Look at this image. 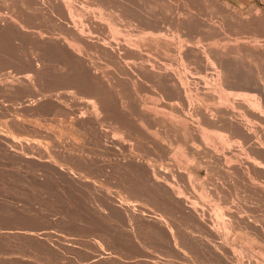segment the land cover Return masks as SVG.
<instances>
[{"label": "rangeland", "instance_id": "1", "mask_svg": "<svg viewBox=\"0 0 264 264\" xmlns=\"http://www.w3.org/2000/svg\"><path fill=\"white\" fill-rule=\"evenodd\" d=\"M37 1L0 0V264H264V159L255 146L263 133L218 114V105L204 98L223 91L217 63L227 77L264 85V0H53L51 15ZM88 88L99 91L109 113L97 117L87 109ZM42 112H49L44 119L37 116ZM257 113L264 118V108ZM36 127L47 136L38 138Z\"/></svg>", "mask_w": 264, "mask_h": 264}, {"label": "bare ground", "instance_id": "2", "mask_svg": "<svg viewBox=\"0 0 264 264\" xmlns=\"http://www.w3.org/2000/svg\"><path fill=\"white\" fill-rule=\"evenodd\" d=\"M20 1V0H19ZM52 2H53V0H38L37 1V4H38V8H39V10L41 9L42 11L43 10H45L44 12H48V11H46V10H48L50 7H52ZM123 2V1H122ZM5 3V2H4ZM68 3V2H67ZM96 3V2H95ZM18 4V3H17ZM20 4V3H19ZM151 4V3H150ZM153 4V3H152ZM28 5V4H27ZM31 5V4H30ZM15 6V5H14ZM13 6V7H14ZM25 6V5H24ZM71 6V5H70ZM70 6H68V7H70ZM17 7V6H16ZM34 7H36V6H34ZM6 8V7H5ZM9 8V7H8ZM32 8H33V6H32ZM71 8V7H70ZM70 8H69V10H70ZM6 10V9H5ZM9 10V9H8ZM12 10V9H11ZM15 10V9H14ZM29 10V9H28ZM51 10H52V8H51ZM86 10V9H85ZM17 11V10H16ZM31 11H32V9H31ZM54 11V10H53ZM68 11V10H67ZM71 11V10H70ZM28 12H30V11H28ZM76 12V11H75ZM20 13V12H19ZM19 13H18V15H19ZM35 13V12H34ZM48 13H50V11L48 12ZM54 13V12H53ZM78 13V12H77ZM132 13V12H131ZM52 13H50V15H51ZM142 14V13H141ZM1 15V14H0ZM5 15V14H4ZM11 15H13V14H11ZM17 15V16H18ZM34 15V14H33ZM57 15V14H56ZM79 15V14H78ZM82 15V14H81ZM21 16H23V15H21ZM49 16V15H48ZM53 16V15H52ZM225 16V15H224ZM5 17V16H4ZM33 17V16H32ZM79 17V16H78ZM104 17V16H103ZM53 18H54V16H53ZM84 18V17H83ZM125 18V17H124ZM229 18V17H228ZM227 18V19H228ZM38 19V18H37ZM37 19H36V21H37ZM78 19H80V18H78ZM14 20V19H13ZM35 20V19H34ZM40 20V19H39ZM51 20V19H50ZM60 20V19H59ZM83 20V19H82ZM110 20V19H109ZM33 21V20H32ZM46 21V20H45ZM54 21H55V19H54ZM63 21V20H62ZM62 21H60V22H62ZM106 21H108V20H106ZM6 22H8V20L6 21ZM15 22H17V21H15ZM13 23H14V21H13ZM37 23V22H36ZM81 23V22H80ZM4 24V23H3ZM11 24H12V22H11ZM16 24H18V23H16ZM43 24V23H42ZM62 24H63V22H62ZM82 24H84V23H82ZM21 25V24H20ZM115 25V24H114ZM47 26V25H46ZM8 28H9V26H7ZM14 27H15V25H14ZM14 27H13V29H14ZM25 27V26H24ZM30 27V26H29ZM71 27V26H70ZM167 27V26H166ZM64 28V27H63ZM73 28V27H72ZM80 28V27H79ZM99 28V27H98ZM16 29V28H15ZM22 29V28H21ZM27 29V28H26ZM67 29H69V27L67 28ZM96 29V28H95ZM109 29V28H108ZM169 29V28H168ZM2 30V29H1ZM22 30H24V29H22ZM65 30H66V28H65ZM65 30H64V32H65ZM76 30V29H75ZM90 30V29H89ZM14 31V30H13ZM16 31V30H15ZM15 31H14V33H15ZM17 31H18V28H17ZM35 31V30H34ZM68 31H70V30H68ZM67 31V32H68ZM72 31V30H71ZM71 31H70V33H71ZM117 31H119V30H117ZM3 32H4V30H3ZM12 32V31H11ZM18 32H20V31H18ZM66 32V33H67ZM73 32V31H72ZM74 33V32H73ZM73 33H71V34H69V35H73ZM79 33V32H78ZM21 34V33H20ZM34 35V34H33ZM61 35V34H60ZM67 35V34H66ZM79 35H80V33H79ZM110 35V34H109ZM3 36V35H2ZM40 36V35H39ZM57 36V35H56ZM62 36V35H61ZM64 36V35H63ZM62 36V37H63ZM147 36H148V34H147ZM8 37V36H7ZM6 37V38H7ZM12 37V36H11ZM10 37V38H11ZM15 37V36H14ZM27 37V36H26ZM44 37V36H43ZM42 37V39H44ZM58 37V36H57ZM74 37H76V35L74 36ZM73 37V38H74ZM112 37V36H111ZM2 38V37H1ZM4 38V37H3ZM6 38H4L5 40H6ZM29 38V37H28ZM40 38H41V36H40ZM64 38V37H63ZM65 38H67V37H65ZM72 38V37H71ZM8 39V38H7ZM107 39V38H106ZM114 39L115 38H113V41H114ZM4 40V41H5ZM9 40H12V39H9ZM67 40V39H66ZM74 40V39H73ZM76 41H77V38L75 39ZM79 40V39H78ZM159 40V39H158ZM14 41H16L15 40V38H14ZM17 41H19V40H17ZM52 41V40H51ZM69 41V40H68ZM113 41H111V43H113ZM144 41V40H143ZM151 41H153V40H151ZM228 41V40H227ZM32 42V41H31ZM73 42V41H72ZM77 42H79V41H77ZM4 43V42H3ZM12 42H10V44H11ZM32 43H34V42H32ZM47 43V42H46ZM69 43H71V42H69ZM68 43V44H69ZM74 43L76 44V42L74 41ZM73 43V44H74ZM83 43V42H82ZM85 43V42H84ZM83 43V44H84ZM223 43V42H222ZM0 44H2V43H0ZM5 44V43H4ZM7 44V43H6ZM13 44V43H12ZM48 44H49V42H48ZM51 44V43H50ZM49 44V45H50ZM60 44V43H59ZM78 44V43H77ZM80 44V43H79ZM218 44V43H217ZM9 45V44H8ZM18 45H20V43H18ZM47 45V44H46ZM115 45V44H114ZM120 45V44H119ZM4 46V45H3ZM13 46V45H12ZM11 46V48H13ZM17 46V45H16ZM22 46V45H21ZM21 46H19V47H21ZM29 46V45H28ZM43 46V45H42ZM70 46H71V44H70ZM76 46V45H75ZM75 46L73 45V47L75 48ZM78 46H80V45H78ZM85 46V45H84ZM87 46V45H86ZM85 46V47H86ZM7 47V46H6ZM34 47V46H33ZM38 47V46H37ZM36 47V48H37ZM51 47V46H50ZM54 47V46H53ZM77 47V46H76ZM117 47H119V46H117ZM224 47V46H223ZM8 48V47H7ZM10 48V47H9ZM8 48V49H9ZM21 48H23V47H21ZM47 48H48V45H47ZM70 48V47H69ZM72 48V47H71ZM77 48H79V47H77ZM82 48V47H81ZM87 48V47H86ZM108 48V47H107ZM15 49V48H14ZM40 49H41V46H40ZM43 49H45V48H43ZM42 49V50H43ZM50 49V48H49ZM51 49H53V48H51ZM226 49V48H225ZM12 50V49H11ZM23 50H24V48H23ZM22 50V51H23ZM31 50V49H30ZM41 50V52H43ZM48 50V49H47ZM58 50V49H57ZM66 50V49H65ZM86 50V49H85ZM88 50V49H87ZM103 50V49H102ZM223 51H224V48L222 49ZM32 51V50H31ZM30 51V52H31ZM74 51V50H73ZM82 51V50H81ZM204 51V50H203ZM53 52H54V50H53ZM57 52V51H56ZM55 52V53H56ZM88 52H89V50H88ZM87 52V53H88ZM20 52L18 51V54H19ZM24 53V52H23ZM31 53H33V52H31ZM37 53V52H36ZM46 53V52H45ZM45 53H43V54H45ZM79 53H80V50H79ZM83 53V52H82ZM89 53H91V52H89ZM3 54V53H2ZM6 54V53H5ZM13 54V53H12ZM25 54V53H24ZM38 54L39 53H37V55L36 56H38ZM84 54H86V53H84ZM96 54V53H95ZM211 55V52L210 51H207V53H206V55ZM1 55V54H0ZM20 55H21V53H20ZM29 55V54H28ZM34 55V54H33ZM47 55V54H46ZM91 55H92V53H91ZM3 56V55H2ZM5 57H6V55H4ZM15 56V55H14ZM13 56V57H14ZM23 56V55H22ZM25 56V55H24ZM40 56V55H39ZM39 56H38V58H39ZM62 56V55H61ZM78 56V55H77ZM81 56V55H80ZM87 56V55H86ZM207 57L206 59L208 60V61H205V62H209V61H212V62H214L215 63V59H213L212 57ZM235 56V55H234ZM13 57H11V58H13ZM34 57V56H33ZM32 57V58H33ZM65 57V56H64ZM91 57V56H90ZM94 57H96V56H94ZM220 57H221V55H220ZM10 58V59H11ZM15 58V57H14ZM14 58L12 59V64H13V60H14ZM27 58V57H26ZM31 58V57H30ZM31 58V59H32ZM98 58V57H97ZM102 58V57H101ZM130 58V57H129ZM29 59V58H28ZM35 59V58H34ZM37 59V58H36ZM35 59V60H36ZM58 59V58H57ZM100 59V58H99ZM137 59V58H136ZM35 60H33L32 62H34ZM39 60H40V58H39ZM250 60V59H249ZM22 61V60H21ZM96 61V60H95ZM100 61V60H99ZM98 61V62H99ZM140 61V60H139ZM138 61V62H139ZM235 61V60H234ZM6 62V61H5ZM8 62V61H7ZM48 62V61H47ZM1 63V62H0ZM24 63H25V61H24ZM34 63H36V62H34ZM39 63V62H38ZM37 63V64H38ZM40 63H41V61H40ZM39 63V65H41ZM44 63H46V62H44ZM48 63H50V61L48 62ZM55 63V62H54ZM110 63V62H109ZM141 63V62H140ZM16 64H17V62H16ZM15 64V62H14V64L13 65H16ZM53 64V63H52ZM57 64V63H56ZM173 64V63H172ZM213 64V63H212ZM212 64H211V62H210V64L209 65H211L212 66ZM64 65V64H63ZM85 65V64H84ZM87 65H88V63H87ZM157 65V64H156ZM208 65V64H207ZM208 65V66H209ZM222 65V64H221ZM221 65H219L218 63H217V65H216V67H214V68H216V69H220V72L216 75V77L218 78V84L219 85H221V87H222V89H223V91H221L219 94H221L220 96H212L211 98L209 97V96H203L204 98H206V99H208L209 100V102H211V101H214V103H216L218 106H215L214 108H215V111L218 113V114H220V115H224V116H230V117H232L233 119H235V120H237V121H239V119L241 118V119H243V120H245V121H247L249 124H251V126H252V129H255L256 131H258V132H260V133H263V136L260 134V136H262V141L259 143V142H257V143H255V146L259 149V153H260V155H261V158L262 159H264V127L262 128L260 125H262V126H264V118H262L261 116H260V114L258 115V113H257V111H258V109H260V108H264V85H262L261 83H260V81H258L257 80V78H256V80L255 79H240V78H234V77H227V75H225V72H223V69H222V67H221ZM27 66V65H26ZM36 66V65H35ZM44 66H45V64H44ZM62 66V65H61ZM60 66V67H61ZM142 66V65H141ZM227 66V65H226ZM11 67V66H10ZM20 67V66H19ZM24 67V66H23ZM62 67H64V66H62ZM148 67V66H147ZM160 67V66H159ZM202 67V66H201ZM230 67V66H229ZM12 68V67H11ZM15 68V67H14ZM21 68V67H20ZM25 68V67H24ZM36 68V67H35ZM34 68V69H35ZM42 68L43 69H45V67H43L42 66ZM41 68V69H42ZM65 68V67H64ZM113 68V67H112ZM117 68V67H116ZM155 68V67H154ZM206 68H208V67H206ZM227 68V67H226ZM18 69V68H17ZM23 69V68H22ZM27 69V68H26ZM31 69V68H30ZM33 69V68H32ZM34 69H33V71H34ZM42 69V70H43ZM61 69H63V68H61ZM96 69V68H95ZM133 69V68H132ZM131 69V70H132ZM135 69V68H134ZM201 69V68H200ZM6 70V69H5ZM8 70H9V67H8ZM28 71L27 72H29V69H27ZM41 70V72L43 73L44 71H42ZM59 71H60V68L58 69ZM66 70V68L64 69V71ZM70 70V69H69ZM99 70V69H98ZM102 70V69H101ZM104 70V69H103ZM107 70H111V69H107ZM113 70V69H112ZM115 70V69H114ZM171 70V69H170ZM229 70H231V69H229ZM1 71V70H0ZM10 71V70H9ZM9 71H7V73L9 72ZM16 71V70H15ZM21 71V70H20ZM31 71V70H30ZM35 71H38L39 72V69L37 68V70L35 69ZM47 71V70H46ZM54 71V70H53ZM96 71V70H95ZM106 71V70H105ZM216 71H218V70H216ZM232 71V70H231ZM242 71V70H241ZM11 72H12V70H11ZM10 72V73H11ZM24 72V71H23ZM27 72H25L26 74H27ZM38 72H34V75H35V77H41V76H39V75H42V74H39ZM61 72H63V71H61ZM66 72V71H65ZM79 72V71H78ZM97 72V71H96ZM96 72H94V74L96 73ZM102 72V71H101ZM133 72V71H132ZM2 73H3V71H2ZM1 73V74H2ZM31 73H32V71H31ZM56 73V72H55ZM196 73V72H195ZM241 73V72H240ZM16 74H18V73H16ZM46 74V73H45ZM68 74H70V73H67V76H68ZM86 74V73H85ZM88 74V73H87ZM102 74H104V73H102ZM101 74V75H102ZM114 74V73H113ZM141 74V73H140ZM213 74V73H212ZM230 74V73H229ZM243 74V73H242ZM6 75V74H5ZM10 75V74H9ZM14 75V74H13ZM19 76L21 75V74H18ZM22 75H24V74H22ZM55 75H57V74H55ZM65 75V74H64ZM105 75V74H104ZM110 75H112V74H110ZM238 75V74H237ZM16 76V75H15ZM27 75H25V77H26ZM31 76V75H30ZM71 76V75H70ZM97 76V75H96ZM149 76H151V75H149ZM233 76V75H232ZM243 76H245V75H243ZM262 76V75H261ZM2 77H3V75H2ZM5 77V76H4ZM6 77H7V75H6ZM5 77V78H6ZM21 77V76H20ZM34 76H32V78H33ZM63 77V76H62ZM61 77V78H62ZM65 77H66V75H65ZM87 77V76H86ZM85 77V78H86ZM91 77V76H90ZM93 77V76H92ZM114 77H116L115 75H114ZM113 77V78H114ZM258 77V76H257ZM16 78H18V77H16ZM24 78V77H23ZM27 78V77H26ZM31 78V77H30ZM44 78H46V77H44ZM53 78V77H52ZM76 78V77H75ZM74 78V79H75ZM117 78V77H116ZM115 78V79H116ZM247 78V77H246ZM260 78V77H259ZM8 79V78H7ZM6 79V80H7ZM11 78H9V80H10ZM33 79H35V78H33ZM33 79H30V81L29 82H31L32 83V85L33 84H35V82H32L33 81ZM38 79H40V78H37L36 80H38ZM48 79H50L49 77H48ZM94 79V78H93ZM92 79V80H93ZM119 79V78H118ZM215 79V78H214ZM12 80L14 81V79L12 78ZM24 80V79H23ZM47 80V79H46ZM54 80V79H53ZM62 80V79H61ZM75 80H78L79 81V79H75ZM88 80V79H87ZM89 80H91L90 78H89ZM91 80V81H92ZM120 80V79H119ZM202 80V79H201ZM210 80V79H209ZM208 80V81H209ZM18 81V80H17ZM41 81H43V80H41ZM49 81V80H48ZM57 81L59 82V78L57 79ZM77 81V82H78ZM114 81V80H113ZM197 81V80H196ZM8 82V81H7ZM19 82V81H18ZM44 82V81H43ZM66 82H68V81H66ZM135 82H138V81H135ZM1 83V82H0ZM5 83H6V81H5ZM10 83V82H9ZM11 83H13V82H11ZM10 83V84H11ZM23 84L25 83V82H22ZM30 83V84H31ZM46 83V82H45ZM45 83H43V84H45ZM54 83V82H53ZM83 83V82H82ZM88 83V82H87ZM95 82H93V84H94ZM120 83H122V82H120ZM201 83V82H200ZM214 83V82H213ZM212 83V84H213ZM216 83V82H215ZM2 84V83H1ZM14 84H16V83H14ZM50 84V83H49ZM66 84V83H65ZM68 85H69V83H67ZM72 84V83H71ZM78 84V83H77ZM76 84V85H77ZM92 84V85H93ZM134 84V83H133ZM195 84V83H194ZM197 84H199V83H197ZM206 84V83H205ZM211 83H209V85H210ZM6 85V84H5ZM74 85H75V83H74ZM81 85V83L78 85V86H80ZM96 85V84H95ZM94 85V86H95ZM107 85V84H106ZM124 85V84H123ZM128 85V84H127ZM8 86V85H7ZM49 86V85H48ZM82 86V85H81ZM84 86V85H83ZM87 86V85H86ZM102 86V85H101ZM198 86H200V85H198ZM202 86V85H201ZM208 86V85H207ZM6 87V86H5ZM9 87V86H8ZM8 87H6V88H8ZM23 87V86H22ZM22 87H21V89H22ZM34 87H35V85H34ZM43 87H45V86H43ZM51 87V86H50ZM89 87H91V86H89ZM126 87V86H125ZM141 87V86H140ZM204 87H206V85L204 86ZM24 88V87H23ZM28 88H30V87H28ZM49 88V87H48ZM52 88L55 90H59L58 88H56V87H53L52 86ZM87 88V87H86ZM104 88V87H103ZM124 88V87H123ZM191 88V87H190ZM198 88V90H197V94H198V100H200L201 101V94L199 93V91H200V88L199 87H197ZM211 88V87H210ZM20 89V88H19ZM45 89V88H44ZM63 89H66V88H63ZM88 89H91V88H88ZM112 89V88H111ZM127 89V88H126ZM130 89V88H129ZM187 89V88H186ZM212 89H214V88H212ZM218 89H220V87L218 88ZM7 90V89H6ZM43 92H44V90L43 89H41ZM45 90H48V89H45ZM61 90H62V88H61ZM79 90V89H78ZM87 90V89H86ZM141 90V89H140ZM204 90H206V89H204ZM217 89H214L213 91H216ZM21 91V90H20ZM53 91V90H52ZM74 91H75V89H74ZM82 91V90H81ZM88 91V90H87ZM90 91V96H86L85 97V99L83 98L82 99V101H83V103L86 105V107H87V109L89 110V111H91L93 114H94V116L96 115L97 117H98V115H99V112L100 111H106L107 113H109L107 110L109 109V107L107 108V110H105V108H104V106H103V99H101V97H99V91L98 90H96V89H91V90H89ZM88 91V92H89ZM192 91H193V89H192ZM217 91H220V90H217ZM38 92V91H37ZM46 92V91H45ZM49 92H51V91H48V93ZM56 92V91H55ZM59 93H60V90L58 91ZM65 92H67V91H65ZM111 92V91H110ZM205 92V91H204ZM211 92V91H210ZM222 92H227V94L226 95H224ZM6 93V92H5ZM33 93V92H32ZM39 93H40V90H39ZM59 93H57V95L59 94ZM70 93V92H69ZM74 93V92H73ZM73 93H70V94H73ZM75 93H76V91H75ZM85 93H87V92H85ZM145 93V92H144ZM190 93V92H189ZM213 93V92H212ZM45 94H47V93H45ZM44 94V95H45ZM52 94V93H51ZM67 93H65V95H66ZM70 94H68V95H70ZM79 94H83V92L81 93H79ZM88 94V93H87ZM86 94V95H87ZM111 94V93H110ZM118 94V93H117ZM116 94V95H117ZM158 94V93H157ZM167 94V93H166ZM203 94V93H202ZM207 94V93H206ZM216 94V93H215ZM8 95V94H7ZM18 95V94H17ZM23 95V94H22ZM21 95V96H22ZM56 95V96H57ZM77 95V94H76ZM75 95V96H76ZM84 95V94H83ZM135 94H133V96H134ZM204 95V94H203ZM3 96V95H2ZM12 96V95H11ZM25 96V95H24ZM29 96V95H28ZM60 96H61V94H60ZM71 96V95H70ZM73 96V95H72ZM71 96V97H72ZM81 96V95H80ZM132 96V95H131ZM30 97V96H29ZM39 97V96H38ZM37 96H36V99L35 100H37V98H38ZM45 97V96H44ZM43 97V98H44ZM69 97V96H68ZM74 97V96H73ZM73 97H72V100H73ZM91 97H93V98H91ZM120 97V96H119ZM135 97V96H134ZM137 97V96H136ZM209 97V98H208ZM14 98H16V97H14ZM20 98H22V97H20ZM80 98V97H79ZM113 98V97H112ZM164 98V97H163ZM166 98V97H165ZM25 99H26V97H25ZM29 99H31V98H29ZM40 99H42V98H40L39 97V100ZM47 99V98H46ZM46 99H44V100H46ZM65 99V98H64ZM63 99V100H64ZM71 99V98H70ZM130 99V98H129ZM160 99V98H159ZM188 99V98H187ZM205 99V100H206ZM24 99L22 98V101H23ZM49 100H50V98H49ZM49 100H47V101H49ZM58 100V99H57ZM60 100V99H59ZM71 100V101H72ZM75 100H76V98H75ZM74 100V101H75ZM79 100H81V98L79 99ZM119 100H121L120 98H119ZM131 100V99H130ZM136 100V99H135ZM139 100V99H138ZM161 100V99H160ZM52 101H53V98H52ZM54 101H55V99H54ZM61 101V100H60ZM112 101H114V100H112ZM125 101V100H124ZM137 101V100H136ZM150 101V100H149ZM174 101V100H173ZM14 102H16V101H14ZM23 102H25V101H23ZM37 102V101H36ZM50 102V101H49ZM48 102V103H49ZM61 102H63V101H61ZM65 102V101H64ZM81 102V101H80ZM106 102V101H105ZM121 102V101H120ZM123 102V101H122ZM157 102V101H156ZM12 103H13V100H12ZM20 103H21V100H20ZM25 103H28V102H25ZM51 103V102H50ZM57 103V102H56ZM66 103V102H65ZM67 103H68V101H67ZM139 103V102H138ZM164 103V102H163ZM22 104H24V103H22ZM33 104V103H32ZM57 104H59V103H57ZM106 104V103H105ZM113 104V103H112ZM118 104V103H117ZM130 104V103H129ZM174 104V103H173ZM181 104V103H180ZM192 104H193V102H192ZM203 104V103H202ZM210 104V103H209ZM213 104V103H212ZM15 105V104H14ZM21 105V104H20ZM52 105H56L54 102H53V104ZM63 105H64V103H63ZM79 105V104H78ZM150 105V104H149ZM172 105V104H171ZM176 105H177V103H176ZM18 106V105H17ZM23 106V105H22ZM28 106V105H27ZM31 105H29L28 107H30ZM33 106L34 105H32V108H33ZM38 106V105H37ZM61 106V105H60ZM77 106V105H76ZM123 106H124V103H123ZM195 106V105H194ZM199 106V105H198ZM19 107V106H18ZM27 107V108H28ZM36 107V106H35ZM41 107V106H40ZM125 107V106H124ZM129 107V106H128ZM137 107V106H136ZM148 107V106H147ZM146 107V108H147ZM150 107V106H149ZM208 107V106H207ZM25 108V107H24ZM38 108V107H37ZM60 108V111L61 110H64V108L63 109H61V107H59ZM209 108V107H208ZM21 108H19V110H20ZM22 109H23V107H22ZM21 109V110H22ZM26 109V108H25ZM42 109H44L45 110V112L47 111L46 110V108H42L41 107V111H44V110H42ZM66 109V108H65ZM132 109V108H131ZM134 110H136L135 108H133ZM30 110L32 111V109L30 108ZM34 110H35V108H34ZM38 110H40L39 108L37 109V111ZM125 110V109H124ZM127 110V109H126ZM144 110H145V108H144ZM191 110V109H190ZM26 110H24V112H25ZM27 111H28V109H27ZM27 111H26V113H27ZM40 111V112H41ZM56 111V110H55ZM74 111V110H73ZM77 111H79V110H77ZM80 111H82V110H80ZM79 111V112H80ZM205 111V110H204ZM34 112H36V111H34ZM33 112V113H34ZM40 112H38V113H40ZM62 112V111H61ZM78 112V114H79V117H81V115L80 114H82V113H79ZM86 112V111H85ZM88 112V111H87ZM87 112L85 113L86 115H87ZM119 112V111H118ZM123 112V111H122ZM201 112V111H200ZM261 112V111H260ZM25 113V114H26ZM37 113V112H36ZM49 113V112H48ZM48 113H46V115L48 114ZM63 113V112H62ZM88 113H90V112H88ZM106 113V115H108ZM114 112H111V115L113 114ZM125 113V112H124ZM169 113V112H168ZM183 113V112H182ZM21 114H23V112L21 113ZM43 114V115H42ZM42 114H38L37 116H39V115H41V117L44 119V115H45V113L44 112H42ZM77 114V113H76ZM84 114V113H83ZM82 114V115H83ZM134 114V113H133ZM150 113H148V115H149ZM197 114V113H196ZM215 114V113H214ZM18 115H20V114H18ZM46 115H45V118H46ZM65 115H66V113H65ZM90 115H92V114H90ZM113 115H115V114H113ZM124 115V114H123ZM125 115H127V114H125ZM137 116H138V114H136ZM139 115H140V113H139ZM143 115V114H142ZM191 115V114H190ZM220 115H218V117L220 116ZM48 116V115H47ZM77 116V115H76ZM116 116V115H115ZM164 116V115H163ZM176 116V115H175ZM174 116V117H175ZM216 116V115H215ZM36 117V116H35ZM41 117H39V119L41 118ZM70 117H72V116H70ZM74 117H75V115H74ZM91 117V116H90ZM97 117H95V118H97ZM106 118H107V116H105ZM119 117H121V118H124V117H122V116H119ZM117 118V116H116V118H117V121H119L120 120V118ZM128 117V116H127ZM131 117H133V116H131ZM130 117V118H131ZM170 117V116H169ZM168 117V118H169ZM195 117V116H194ZM38 118V117H37ZM76 118V117H75ZM91 118H93V117H91ZM94 118V119H95ZM100 118V117H99ZM104 118V117H103ZM147 118V117H146ZM150 118V117H149ZM152 118V117H151ZM154 118V117H153ZM197 118V117H196ZM201 118V117H200ZM221 118V117H220ZM224 118V117H223ZM3 119V118H2ZM20 119V118H19ZM39 119H37V120H39ZM71 119V121L73 120L72 118H70ZM69 119V120H70ZM86 119V118H85ZM112 119H114V118H112ZM222 119V118H221ZM225 119V118H224ZM224 119H223V121H224ZM47 120V119H46ZM46 120H45V122H46ZM82 120V119H81ZM84 120V119H83ZM98 119H96V121H97ZM115 120V119H114ZM133 120V119H132ZM139 120V119H138ZM207 120V119H206ZM226 120V119H225ZM25 121V120H24ZM41 121V120H40ZM60 121V120H59ZM91 121H93V119H91ZM102 121H106V120H102ZM124 121H125V119H124ZM123 121V122H124ZM135 121V120H134ZM142 121V120H141ZM211 121V120H210ZM244 121V122H245ZM38 123H39V121H37ZM42 122H44V121H42ZM44 122V123H45ZM55 122V121H54ZM83 122V121H82ZM87 122V121H86ZM129 122H131V121H129ZM137 122V121H136ZM153 122H155L154 121V119H153ZM197 122V121H196ZM216 122V121H215ZM229 123H231L230 121H228ZM234 122V121H233ZM16 123H17V121H16ZM23 123V122H22ZM30 123V122H29ZM32 123V122H31ZM37 123V124H38ZM44 123H43V125H44ZM71 123H75V125L74 126H76V124H77V122L75 121L74 122V120L71 122ZM109 123H110V121H109ZM116 123V122H115ZM114 123V124H115ZM125 123V122H124ZM132 123V122H131ZM171 123V122H170ZM207 123V122H206ZM213 123V122H212ZM13 124H15V123H13ZM12 124V125H13ZM18 124V123H17ZM17 124H15L16 126L15 127H17L18 125ZM28 124V123H27ZM42 124V123H41ZM52 124V123H51ZM100 124V123H99ZM104 124V123H103ZM113 124V123H112ZM113 124V125H114ZM118 124V123H117ZM136 124V123H135ZM154 124V123H153ZM210 124H211V122H210ZM218 124V123H217ZM246 124V123H245ZM248 124V125H249ZM11 125V126H12ZM24 125H25V123H24ZM31 125H33V124H31ZM39 125H40V123H39ZM42 125V126H43ZM46 125V124H45ZM57 125V124H56ZM107 125H109V124H107ZM124 125V124H123ZM126 125V124H125ZM215 125V124H214ZM224 125V124H223ZM231 125V124H230ZM236 125V124H235ZM27 126V125H26ZM29 126V125H28ZM35 126V125H34ZM60 125H58V127H59ZM70 126H72V125H70ZM117 126V125H116ZM127 126V125H126ZM138 126V125H137ZM184 126H186V125H184ZM247 126V125H246ZM32 127V126H31ZM38 127V126H37ZM37 127L36 128H33L34 129V131H39V130H35V129H37ZM54 127V126H53ZM53 127L51 128V130H53ZM77 127V126H76ZM79 127V126H78ZM114 127V126H113ZM112 127V128H113ZM195 127V126H194ZM219 127V126H218ZM18 128V130L20 129L19 127H17ZM17 128H16V131L15 132H17ZM60 128H62V126L60 127ZM65 128V127H64ZM67 128H69V127H66V130H67ZM71 128V127H70ZM73 128V127H72ZM87 128V127H86ZM116 128V127H115ZM127 128V127H126ZM131 128V127H130ZM135 128V127H134ZM134 128H131L132 130H134ZM137 128V127H136ZM160 128V127H159ZM213 128V127H212ZM215 128V127H214ZM25 129H28V127H25ZM50 129V128H49ZM48 128H47V130H49ZM55 129V128H54ZM80 129V128H79ZM108 129V128H107ZM114 129V128H113ZM119 129V128H118ZM217 129V128H216ZM44 130V129H43ZM69 130H72V129H69ZM75 130V129H74ZM85 130V129H84ZM91 130H93L92 128H91ZM101 130H102V128H101ZM103 130H105L104 128H103ZM111 130V129H110ZM122 130V129H121ZM127 130V129H126ZM129 130V129H128ZM137 131L139 130V129H136ZM170 130V129H169ZM202 130V129H201ZM219 130H222V129H219ZM231 130V129H230ZM27 132H29V134L31 135V133H30V131L31 130H26ZM57 131H62L63 132V130H57ZM73 131V130H72ZM71 131V133H73ZM78 131V130H77ZM107 131V130H106ZM114 131V130H113ZM112 131V132H113ZM254 131V130H253ZM252 131V132H253ZM255 131V132H256ZM26 132V133H27ZM31 132H33V131H31ZM53 132H56V130H53ZM60 133V136H61V134H63V133ZM66 132V131H65ZM68 132H70V131H68ZM79 132H82L81 130L79 131ZM111 132V131H110ZM129 132V131H128ZM142 132H144V131H142ZM157 132V131H156ZM254 132V133H255ZM18 133V132H17ZM58 133V132H57ZM70 133V134H71ZM96 133H98V132H96ZM100 133V132H99ZM116 133V132H115ZM131 133V132H130ZM169 133V132H168ZM198 133V132H197ZM220 133V132H219ZM236 133H238V132H236ZM241 133V132H240ZM33 134L35 135V133L33 132ZM39 136H38V138L39 137H41V136H43V135H41V134H43V133H41L40 134V131H39ZM47 133L45 132V135L42 137V138H45V136H47L46 135ZM52 134V133H51ZM59 134V133H58ZM58 134H57V136H58ZM75 134H77V133H75ZM83 134H85V132H83ZM106 134V133H105ZM117 134L119 135V132H117ZM202 134H204V135H206V133H202ZM220 134H222V133H220ZM227 134H228V132H227ZM26 135V134H25ZM41 135V136H40ZM49 135V134H48ZM52 135H56V134H52ZM96 135V134H95ZM100 135V134H99ZM117 135V136H118ZM134 135H136V134H134ZM203 135V136H204ZM235 135V134H234ZM248 135V134H247ZM36 136V137H37ZM60 136H58V138L60 137ZM63 136V135H62ZM61 136V137H62ZM79 137L80 136V134L78 135H76V137ZM84 136V135H83ZM106 136H108V135H106ZM111 136H113V135H111ZM111 136H110V138H111ZM114 136H116V135H114ZM123 135L121 134V137H122ZM210 136L211 135H209V138H210ZM222 136V135H221ZM227 135H225V137H226ZM236 136V135H235ZM243 136V135H242ZM256 136H257V134H256ZM35 137V136H34ZM35 137V138H36ZM48 137H50L51 138V140H53V137L51 136V135H49ZM63 137H65V136H63ZM81 137V139L83 138L82 136H80ZM79 137V138H80ZM84 137H86V135L84 136ZM120 137V136H119ZM140 137V136H139ZM168 137V136H167ZM225 137H224V139H225ZM238 137H240V135L238 136ZM246 137V136H245ZM244 137V138H245ZM29 138H30V136H29ZM32 138H33V136H32ZM50 138H48V139H50ZM55 138H56V136H55ZM71 138V137H70ZM69 138V139H70ZM75 138V137H74ZM73 138V139H74ZM88 138V137H87ZM104 138V137H103ZM107 138V137H106ZM112 138H114V137H112ZM116 138V137H115ZM114 138V139H115ZM152 138V137H151ZM203 137H201V139H202ZM206 138H208V137H206ZM205 138V139H206ZM232 138V137H231ZM247 138H249V137H247ZM47 139V138H46ZM57 139V138H56ZM60 139V138H59ZM63 139V138H62ZM61 139V140H62ZM125 139H127V138H125ZM142 139H144V137L142 138ZM204 139V138H203ZM227 139H229V138H227ZM260 139V138H259ZM55 140V139H54ZM67 140V139H66ZM71 140H72V138H71ZM77 141H78V139H76ZM83 140H85L84 138H83ZM107 140V139H106ZM108 140H110V139H108ZM209 140V139H208ZM231 140V139H230ZM242 139H240V141H241ZM244 140V139H243ZM249 140H251V139H249ZM46 141V140H45ZM73 141V140H72ZM75 141V140H74ZM111 141V140H110ZM120 141V140H119ZM126 141V140H125ZM187 141V140H186ZM203 141V140H202ZM235 141V140H234ZM237 141V140H236ZM239 141V142H240ZM252 141V140H251ZM250 141V142H251ZM79 142V141H78ZM107 142V141H106ZM122 142V141H121ZM39 143V142H38ZM38 143H36V144H38ZM223 143H225V141L223 142ZM227 143V142H226ZM231 143V142H230ZM35 144V143H34ZM35 144V146H38V145H36ZM49 144H50V142H49ZM107 144V143H106ZM124 144V143H123ZM136 144V143H135ZM142 144V143H141ZM144 144V143H143ZM150 144V143H149ZM228 144V143H227ZM250 144V143H249ZM28 145H30V144H28ZM45 145H46V143H45ZM150 145H152V144H150ZM110 146V145H109ZM131 146V145H130ZM139 146V145H138ZM143 146V145H142ZM192 146V145H191ZM195 146V145H194ZM234 146V145H233ZM244 146V145H243ZM49 147V146H48ZM53 147V146H52ZM57 147V146H56ZM200 147V146H199ZM211 147H213V146H211ZM218 147V146H217ZM230 147V146H229ZM238 147V146H237ZM33 148V147H32ZM38 148V147H37ZM137 148V147H136ZM149 148V147H148ZM147 148V149H148ZM156 148V147H155ZM244 148V147H243ZM249 148V147H248ZM256 148V149H257ZM50 149V148H49ZM52 149V148H51ZM76 149V148H75ZM74 149V150H75ZM154 149V148H153ZM212 149V148H211ZM34 150V149H33ZM37 150H39L40 151V147H39V149H37ZM47 150V149H46ZM58 150V149H57ZM72 150V149H71ZM97 150V149H96ZM102 150V149H101ZM139 150V149H138ZM145 150V149H144ZM150 150V149H149ZM232 150V149H231ZM103 151V150H102ZM146 151V150H145ZM153 151V153H154V151L155 150H152ZM181 151V150H180ZM237 151V150H236ZM246 151V150H245ZM256 151H258V150H256ZM41 152V151H40ZM71 153L73 152V151H70ZM220 152V151H219ZM235 152V151H234ZM240 152V151H239ZM252 152V151H251ZM26 153V152H25ZM141 153H142V151H141ZM145 153V152H144ZM147 153V152H146ZM164 153V152H163ZM218 153V152H217ZM240 153H243V152H240ZM248 153V152H247ZM40 154H44V152L43 153H40ZM73 154V153H72ZM77 154H79L78 152H77ZM76 154V151H75V157H77L78 158V156H76L77 155ZM83 154H84V152H83ZM89 154V153H88ZM137 154V153H136ZM156 154H157V151H156ZM221 154H222V152H221ZM245 154V153H244ZM252 154V153H251ZM256 154V153H255ZM44 155H46V154H44ZM44 155H40L42 158H44ZM47 155H49V154H47ZM46 155V156H47ZM52 156H50L51 157V159H52V157H54V153H52L51 154ZM71 155V154H70ZM80 155H82V152H81V154ZM145 155V154H144ZM155 155V154H154ZM209 155V154H208ZM217 155V154H216ZM237 155V154H236ZM72 156V155H71ZM148 156V155H147ZM150 156H153V155H150ZM161 156V155H160ZM187 156V155H186ZM193 156V155H192ZM231 156V155H230ZM259 156V155H258ZM39 157V156H38ZM88 157V156H87ZM98 157V156H97ZM130 157H132V156H130ZM144 157V156H143ZM184 157V156H183ZM207 157V156H206ZM46 158V157H45ZM70 158H74V157H70ZM76 158V159H77ZM82 158V157H81ZM161 158H164V157H161ZM186 158V157H185ZM219 158V157H218ZM233 158V157H232ZM237 159H239L238 157H236ZM55 159V158H54ZM54 159H52V160H54ZM71 159V160H72ZM75 159V160H76ZM160 159V158H159ZM184 159V158H183ZM187 159V158H186ZM250 159V158H249ZM74 160V159H73ZM73 160H72V162H73ZM78 160V159H77ZM76 160V161H77ZM114 160V159H113ZM128 160H130V159H128ZM228 160V159H227ZM234 160V159H233ZM251 160V159H250ZM70 161V160H69ZM79 161V160H78ZM132 161V160H131ZM130 161V162H131ZM166 161V160H165ZM226 161V160H225ZM234 161H236V160H234ZM253 161V160H252ZM255 161V160H254ZM79 162H81V161H79ZM133 162V161H132ZM135 162V161H134ZM232 162V161H231ZM240 162V161H239ZM247 162H249L248 160H247ZM257 162H259V161H257ZM256 162V163H257ZM117 163V162H116ZM120 163V162H119ZM124 163H126V162H124ZM138 163H140L139 161H138ZM137 163V164H138ZM191 163V162H190ZM230 163V162H229ZM233 163V162H232ZM249 163H252V162H249ZM255 163V164H256ZM263 163V162H262ZM131 164H133V163H131ZM135 164V163H134ZM147 164V163H146ZM163 164V163H162ZM211 164H213V163H211ZM253 164V163H252ZM258 164V163H257ZM256 164V165H257ZM119 165V164H118ZM142 165V164H141ZM180 165V164H179ZM199 165H201V164H199ZM226 165V164H225ZM249 165V164H248ZM122 166V165H121ZM120 165H119V167H121ZM157 166V165H156ZM160 166H161V164H160ZM197 166V165H196ZM250 166H252V165H250ZM128 167V166H127ZM126 167V168H127ZM151 167V166H150ZM149 167V168H150ZM168 167V166H167ZM200 167V166H199ZM203 167V166H202ZM217 167V166H216ZM231 167V166H230ZM260 167V166H259ZM56 168V167H55ZM192 168V167H191ZM196 168V167H195ZM204 168V167H203ZM240 168V167H239ZM248 168V167H247ZM250 168V167H249ZM61 169V168H60ZM59 169V170H60ZM76 169V168H75ZM128 169H129V167H128ZM131 169V168H130ZM151 169V168H150ZM168 169V168H167ZM202 169V168H201ZM214 169V168H213ZM230 169H232V168H230ZM253 169H254V165H253ZM255 169H256V167H255ZM254 169V170H255ZM137 170V169H136ZM158 170H159V168H158ZM179 171V170H178ZM227 171H228V169H227ZM62 172H64V169H63V171ZM160 172V171H159ZM158 171H157V174L159 173ZM232 172V171H231ZM243 171H241V173H242ZM261 172V171H260ZM136 173V172H135ZM154 173V172H153ZM155 173H156V171H155ZM234 173H236V172H234ZM254 173V172H253ZM252 173V174H253ZM255 173H257V171L255 172ZM259 173V172H258ZM150 174H151V172H150ZM170 174V173H169ZM231 174H233V173H231ZM69 175V174H68ZM71 175V174H70ZM74 175V174H73ZM137 175V174H136ZM187 175V174H186ZM75 176V175H74ZM160 176H162V175H159V177ZM170 176V175H169ZM176 176V175H175ZM235 176V175H234ZM242 176V175H241ZM259 176V175H258ZM262 176V175H261ZM78 177V176H77ZM141 177V176H140ZM68 178V177H67ZM155 178H156V176H155ZM249 178V177H248ZM79 179H81V178H79ZM83 179V178H82ZM165 179H167V178H165ZM171 179V178H170ZM209 179V178H208ZM254 179V178H253ZM77 180V179H76ZM168 180V179H167ZM83 181V180H82ZM140 181V180H139ZM157 181V180H156ZM172 182V181H171ZM264 182V181H263ZM148 184H149V182H148ZM157 184V183H156ZM166 184V183H165ZM164 185V184H163ZM224 185V184H223ZM161 186V185H160ZM160 186H158V187H160ZM164 186H166V185H164ZM164 186H162V188L164 187ZM169 187V186H168ZM166 187V189H168L169 190V188H171V187ZM190 188V187H189ZM164 189H165V187H164ZM167 190V191H168ZM174 190V189H173ZM172 190V191H173ZM189 190V189H188ZM159 191V190H158ZM176 191V190H175ZM175 191L173 192V193H175ZM259 192V191H258ZM177 193V192H176ZM172 194V193H171ZM170 194V192H169V194L168 195H171ZM179 194V193H178ZM195 195V194H194ZM177 196V195H176ZM175 196V197H176ZM212 196V195H211ZM243 196V195H242ZM168 198H173L174 199V197H168ZM178 198H180L179 196H178ZM178 198L176 197L175 199L178 201ZM170 199V200H171ZM168 200V199H167ZM180 200H182V199H179V201ZM200 200V199H199ZM124 201H126V200H124ZM129 201V200H128ZM173 201V200H172ZM177 201H176V203H177ZM185 202H187V201H185ZM174 203V202H173ZM179 204V203H178ZM183 204H185V203H183ZM177 205V204H176ZM181 206H182V204H180ZM188 206V205H187ZM110 207V206H109ZM152 207V206H151ZM183 207V206H182ZM181 207V208H182ZM191 207V206H190ZM189 207V208H190ZM98 209V208H97ZM185 209H187V210H189L188 209V207H186ZM191 209H192V207H191ZM190 209V210H191ZM217 209V208H216ZM104 210V209H103ZM218 210V209H217ZM216 210V211H217ZM240 210V209H239ZM95 211V210H94ZM199 211V210H198ZM227 211V210H226ZM242 211V210H241ZM191 212V211H190ZM189 212V213H190ZM105 213V212H104ZM195 213V212H194ZM205 213V212H204ZM231 213V212H230ZM100 214V213H99ZM107 214V213H106ZM218 214V213H217ZM227 214V213H226ZM135 215V214H134ZM177 215H179V214H177ZM99 216V215H98ZM174 216H176V215H174ZM219 216V215H218ZM227 216V215H226ZM239 217H241V216H239ZM128 218V217H127ZM230 218H232V217H230V215H229V221H230ZM178 219V218H177ZM258 219V218H257ZM236 220V219H235ZM234 220V221H235ZM228 221V222H229ZM234 221H232L231 220V222L230 223H228V224H230L231 225V223L232 222H234ZM226 222V221H225ZM158 223H162V221L161 222H159L158 221ZM188 223V222H187ZM236 224H237V222H235ZM158 225H160V224H158ZM162 226V225H161ZM233 226H235V225H232V227H230V229L232 228V230H234V228L236 227L237 228V226H235L234 228H233ZM167 227V226H166ZM239 227V226H238ZM258 227V226H257ZM229 228V227H228ZM235 228V229H236ZM247 228V227H246ZM168 229V228H167ZM133 230V229H132ZM235 231V230H234ZM172 232V231H171ZM234 233V232H233ZM255 236H257V235H255ZM175 238V237H174ZM257 239V238H256ZM175 242V241H174ZM178 242V241H177ZM198 243V242H197ZM261 243V242H260ZM179 244V243H178ZM176 246V245H175ZM208 246V245H207ZM184 247V246H183ZM221 249V248H220ZM199 250V249H198ZM224 254V253H223ZM219 255V254H218ZM216 256V255H215ZM207 257H208V255H207ZM210 259H211V257H210ZM207 260V259H206ZM205 260V261H206ZM237 260V259H236ZM202 261V260H201ZM223 261V260H222ZM232 261V260H231ZM208 262V261H207ZM221 262V261H220ZM212 263V262H211Z\"/></svg>", "mask_w": 264, "mask_h": 264}]
</instances>
